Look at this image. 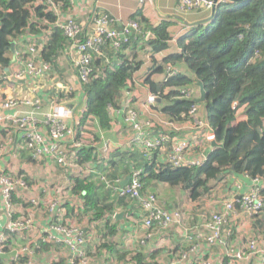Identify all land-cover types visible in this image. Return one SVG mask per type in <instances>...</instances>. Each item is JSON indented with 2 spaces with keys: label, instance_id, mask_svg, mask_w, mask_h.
Masks as SVG:
<instances>
[{
  "label": "crops",
  "instance_id": "1",
  "mask_svg": "<svg viewBox=\"0 0 264 264\" xmlns=\"http://www.w3.org/2000/svg\"><path fill=\"white\" fill-rule=\"evenodd\" d=\"M55 7L58 18L74 16L83 23L87 33L92 31L94 18L99 14L111 16L115 20V25L119 27L128 19L138 16L142 20L143 27L159 26L163 21H168L172 39L166 50L152 53L147 39L152 38L153 34L148 30L145 34L146 38L143 37L144 39L139 40L136 45L132 42L124 50V55L137 57L142 64L133 73L132 79L129 80V89L123 93L120 106L113 107L110 110L112 120L109 128H102L94 116L86 117L85 115L86 95L70 55L69 41L60 51L56 66L53 67L50 64L51 69L43 78L46 83H49V76H52L54 78L53 88L49 89L48 92L40 91L39 96L43 98V110H50L52 97L57 98L58 105L72 109L73 113L69 118V123L83 131L88 140V145L94 147L97 153L107 146H110L111 149L108 156L81 164V170L78 172L66 171L54 163H47V158L41 161L34 160L26 147L21 132L0 131V171L7 169L13 174L21 173L25 175L30 185L28 189L19 187L14 191L11 213L0 192V234L5 233L10 237L6 254L0 256V264H9L11 256L16 251L31 240H38L50 223L55 221L84 229L87 241L82 249L89 257V264L124 263L123 259L131 260V264H137V259H135L137 256L142 257L143 264H170L181 259L180 253L195 244L200 247V251L192 253L191 258L193 261L198 262L201 254L202 256L205 254L222 262L224 257H222L223 253L220 247H209L207 245L206 235L208 231L205 224L211 218V211L214 212L224 208V199L233 197L236 201L239 196L249 190L252 182L244 174L229 172L227 175V172H225L221 178H225V175H227L228 180L219 182L220 179L213 182L216 184L215 187L211 188V192L204 196V199L199 200L191 199L189 191L183 189L182 186H175L181 194L176 200L171 199L172 195L166 197L165 194L164 197H161L160 192H157L159 188H165L166 185L164 184L172 185L154 179L148 181L145 192L155 193L165 208L181 210L184 213V225L189 229V231L178 230L176 227L168 230L156 229L148 238L141 217L144 210L140 205L133 206L131 202H120V204L117 203L114 206L112 211H107L103 216L98 217L94 215L93 211L85 210V200L83 201L82 197L73 194L72 189L69 194L56 193L55 190L46 193L40 187V183L47 180L56 190L65 187L70 189L68 181L73 180L75 177H91V180L98 181L105 176L104 170L112 161L113 153L118 149H121L122 152L131 149L129 146L130 140L135 132L125 121V115L122 112L125 106L137 110L143 120H147L149 117H155L156 120L160 117L162 121L164 118L168 119V115L162 109L168 105L169 101H165L158 96L156 103L150 104L148 97L154 93L146 83V79L150 77L159 90L167 78L168 71L166 66H164L165 70L161 72H157L155 69L162 64L164 59L180 52L179 39L188 32L192 24L212 19L214 11L212 9L209 12L188 10L183 7L180 0H148L145 2L141 0H70V6L68 7H65L61 1H58ZM49 32L35 34L26 31L22 36L15 39L3 59V65H0V77L3 78L8 74V71L20 66L27 55L29 44L34 42V39L42 49L48 42ZM107 50L109 51L108 47ZM116 59L114 58L112 61L114 62ZM120 61L117 59L116 63L119 64ZM106 62L110 63V60L106 58ZM174 68L179 73L193 76L184 64H178ZM19 85L23 87L20 88ZM196 85L198 88L195 94L198 98L200 87L198 84ZM0 88H2L0 92L1 100L11 97H24L25 95L30 96L24 89V82L17 84L2 80ZM169 91L170 89L167 88L164 93L168 94ZM18 110L23 112L29 111L31 108L21 104ZM13 112L14 110L11 111V113ZM199 116L203 119L207 118L205 105L199 108ZM244 119H246L245 107L242 106L237 110V120ZM89 120L90 122L87 125ZM191 121L190 119L183 122L177 121L175 124L179 130H176L172 136L192 135L194 130L191 128ZM151 126L146 127L147 131L151 135L156 134L158 131H155L153 125ZM171 145L172 143L169 142L166 145L167 149L160 154L164 160L168 159V150ZM209 151H211V147L206 148L205 154ZM118 160L119 158H116V161ZM128 177L131 178V172L123 174L120 179L121 186H124L123 183H129L130 179L128 180ZM98 193H100V190H98ZM115 196L109 198L110 202H116ZM32 198H38L40 205L33 206L28 202ZM54 199L59 201L60 208L59 211L53 214L49 211L47 205L49 201ZM99 199L102 200V195ZM208 199H210V202ZM212 206H214V209L209 212L208 210ZM121 213H123L122 218H116V215ZM52 214L55 216H52ZM19 217L30 221H27L18 233L11 234L8 230L9 223ZM261 219L264 221V215ZM110 227L113 228V234L110 232ZM260 230V227L255 226L251 217L240 211L237 215H231L226 223L227 237L232 246L239 249H243L251 238H260L264 241L263 235L258 237V235H261ZM106 243L111 245L110 249H115L116 253L104 247ZM34 249L36 264H71L72 253L67 244L62 242H40ZM238 264H264V262L261 261L258 254H247Z\"/></svg>",
  "mask_w": 264,
  "mask_h": 264
},
{
  "label": "trees",
  "instance_id": "2",
  "mask_svg": "<svg viewBox=\"0 0 264 264\" xmlns=\"http://www.w3.org/2000/svg\"><path fill=\"white\" fill-rule=\"evenodd\" d=\"M37 1L39 0H0V65H3V59L14 40L26 31L35 34L50 31L40 57L53 67L56 66L60 51L66 46L68 39L53 25L58 15L47 10L48 4L45 1ZM58 1L65 7L70 6V0H55L54 4ZM196 11L204 12L203 9ZM132 19L139 23V29L131 33V43L136 45L143 37L146 38L145 34L149 30L153 34L152 38L147 39L152 53H159L169 47L172 36L168 21H163L159 26L143 27L141 18L137 16ZM131 43L120 51H115L107 42L101 45L99 51L93 52L95 78L83 85L86 95L85 115L94 116L102 128L111 126L110 110L120 106L123 93L129 89V80L142 64L137 57L124 55V50ZM179 47V53L164 59L155 69L161 72L165 70L164 66L167 71L172 67L175 73L166 78L159 90L150 77L146 79V83L155 95L169 101L162 110L169 120H175L174 123L186 119L193 121L191 108L194 105H205L207 120L215 134V140L222 146L210 152L203 164L189 168H174L160 156L161 150L154 151L153 158L148 160V154L143 148L133 147L123 152L118 149L104 170L105 178L113 183L120 180L123 174H132L134 169L143 168L144 193L147 194V182L154 179L172 186H182L189 191L193 200L204 199L215 186L212 183L219 181L225 172L247 173L252 178L260 177L264 181V0L221 1L212 19L191 25L188 32L179 39ZM106 58L110 63L106 62ZM114 58L121 60L120 63H116L117 59L113 62ZM178 64L186 65L193 76L179 73L174 68ZM2 80L0 77V83ZM198 81L204 84L205 101L196 102V94L190 98H181L180 92L184 89L196 92ZM167 88L170 91L165 94ZM242 106L245 107L246 119L238 121L237 110ZM175 131L172 129L169 132L172 135ZM205 146L206 143H202L193 148L191 153L200 155L205 151ZM171 150L170 147L168 153ZM77 155L81 165L91 160L96 161V155L99 154L87 144ZM116 158L119 160L116 161ZM73 180V194L82 197L86 202L85 210L93 211L95 216H103L107 211H112L117 203L124 201L131 202L133 206L140 205L135 199L117 195L107 187L102 178L95 181L91 177H75ZM100 195L102 200L99 199ZM113 195H116V202H110L109 198ZM261 195L264 198V188ZM237 209L238 212L241 211L239 206ZM263 215L264 209L259 215L252 217L255 226L261 229L258 237L264 236ZM110 229L113 234V228ZM104 247L116 253L108 243ZM135 259L137 264H143L141 256ZM122 261L129 263L128 259Z\"/></svg>",
  "mask_w": 264,
  "mask_h": 264
},
{
  "label": "built area",
  "instance_id": "3",
  "mask_svg": "<svg viewBox=\"0 0 264 264\" xmlns=\"http://www.w3.org/2000/svg\"><path fill=\"white\" fill-rule=\"evenodd\" d=\"M48 4L47 10L57 15L55 0H39ZM142 2L148 0H141ZM184 8L188 10L203 9L204 11H215L218 3L223 0H180ZM59 17V16H58ZM55 27L59 28L70 43V55L74 62L78 79L83 86L90 83L95 78V69L93 67V52L99 51L101 45L109 42L115 51H120L127 44L131 43L130 35L134 30L139 29V23L135 19H128L121 26L115 25V20L107 14H99L94 18V26L90 33L84 29L83 23L74 16L58 18ZM41 46L34 42L29 44L28 52L20 66L8 71L3 77L4 82L21 83L24 82V89L30 94L24 97H15L1 100L0 99V131L21 132L25 139L26 147L29 149L31 156L36 161L47 158V163H54L63 170L78 172L81 170L78 163V151L88 144L83 131L72 126L69 118L73 113L72 109L58 105V99L52 97V106L48 111H44L43 98L39 95L41 90L48 92L53 88L52 76H49V83L44 81V76L50 71L51 65L40 57ZM175 73L172 67L168 68L167 77ZM26 84V86H25ZM19 87H23L19 85ZM2 88H0V92ZM181 98H190L195 95L193 89H184L180 92ZM32 96V97H31ZM158 96L152 94L148 97V102L154 104ZM30 106L31 110L20 112V105ZM14 110L13 113L11 111ZM125 115V121L134 129L135 134L130 140V147H140L147 152V159L151 160L156 150H165L167 143L171 142V152L168 153L167 163L174 168H189L201 165L205 162L210 152H212V142L215 140V134L212 131L209 122L199 116V106L194 105L190 110V115L194 122V135L189 138L187 136H172L170 130H179L174 122L166 121L158 130V134H150L146 127L149 124H140L138 121L139 113L137 110L125 106L122 110ZM90 120L87 122L89 124ZM145 126V128H144ZM145 129L146 133L142 131ZM202 143H206V148L211 147V151L205 154L193 155L192 149L198 147ZM110 146L100 149L97 155L98 160L108 156ZM144 169H134L131 174L129 183L124 186L120 185V180L115 182L108 181L105 176L102 177L107 183V187L113 189L114 192L127 199H135L140 202L144 214L142 220L146 229L147 238L156 229L168 230L176 227L178 230H187L184 225V213L181 210H169L165 208L155 193L143 192L142 175ZM252 185L249 190L238 197L235 201L233 197L223 200V209L216 210L211 214V218L205 224L208 231L206 242L209 247H220L224 257L222 262L201 254L198 262L192 260V253H198L200 247L198 245L191 246L188 250L180 253L179 260L170 264H238V262L246 257L247 254H258L262 262H264V241L258 238H251L247 241L243 249L235 248L227 237L226 223L231 215H237L240 212L248 217H254L264 209V198L261 190L264 188L263 178H252L247 173ZM228 180L227 175L223 177V181ZM69 188L52 187V184L45 180L40 183V187L44 192L55 190L56 193L69 194L74 188V180H69ZM29 183L23 174H13L10 170L0 171V192L4 197L9 212L13 206V194L17 188L28 189ZM33 206L40 205L38 198L28 200ZM46 204V203H44ZM47 207L53 214L59 211V201L57 199L48 202ZM11 213V212H10ZM52 216H55L53 215ZM23 218L11 220L8 230L11 234L18 233L26 222ZM56 233L61 234L58 236ZM192 238L191 235H189ZM87 241L83 228L69 226L62 222H51L49 227L44 230L38 240H31L21 249L11 256L9 264H36L34 261V252L37 244L40 242L59 243L62 242L70 247L72 253L71 264H89V257L82 249ZM9 243L8 234H0V256L7 252ZM30 260L29 262H27ZM226 260V261H225ZM104 264H131L129 263H111Z\"/></svg>",
  "mask_w": 264,
  "mask_h": 264
},
{
  "label": "rangeland",
  "instance_id": "4",
  "mask_svg": "<svg viewBox=\"0 0 264 264\" xmlns=\"http://www.w3.org/2000/svg\"><path fill=\"white\" fill-rule=\"evenodd\" d=\"M156 103V102H155ZM202 108V105H199V108ZM139 113V112H138ZM139 115V117H138V119H140V121H138L140 124L142 123L143 125L146 123V124H149L150 126L151 125H153L154 127V129H155V131H158L159 129H160V125L161 124H164L166 121H168L169 119H165L164 118V120L163 121H165V122H163L162 120H161V118L159 117V119L158 120H156V118L154 117V118H152V117H149L147 120H143L141 117H140V114H138ZM169 121H171V122H175V120L173 121V119H170ZM163 122V123H162ZM192 122V125H191V128L192 129H194L193 127H194V122L193 121H191ZM157 125H156V124ZM159 124V125H158ZM92 125H94V124H92ZM152 127V126H151ZM144 128H145V126H144ZM146 129V128H145ZM145 129H142V131L144 132V133H146V131H145ZM158 133H156V135H157ZM194 135V133H192V135L191 134H189V135H185V136H187V137H189V138H191L192 136ZM227 175L229 174V172H227L226 173ZM223 180V177L221 178V180L219 181V182H221ZM213 185H216L215 183H212ZM164 185H166V187L165 188H162V187H160L159 188V190L157 191V192H160V196L161 197H164V195L166 194V197H169V195L171 196L172 195V198L171 199H174V200H176L177 198H179V195H181L180 194V190L178 189V188H176L175 186H169V185H167V184H164ZM215 187V186H214ZM213 187V188H214ZM212 188V189H213ZM187 197V196H186ZM208 201L210 202V199H208ZM204 204V203H203ZM214 206H212V208H209V212L211 211V210H213L214 208H213ZM211 213H213L212 211H211ZM30 260H28L27 262H29Z\"/></svg>",
  "mask_w": 264,
  "mask_h": 264
},
{
  "label": "water",
  "instance_id": "5",
  "mask_svg": "<svg viewBox=\"0 0 264 264\" xmlns=\"http://www.w3.org/2000/svg\"><path fill=\"white\" fill-rule=\"evenodd\" d=\"M218 1V0H216ZM198 86L200 87V97L196 98V102L198 103H201V102H204L205 99H206V91H205V87H204V84L201 82V81H198L197 82ZM222 144L221 143H218L216 140H214L212 142V152L214 151V149L218 148V147H221ZM130 179V177H128V180ZM126 183H123L122 185H125ZM118 219H121L122 216H123V213L121 214H117L116 215Z\"/></svg>",
  "mask_w": 264,
  "mask_h": 264
}]
</instances>
